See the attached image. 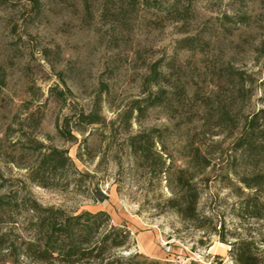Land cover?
Returning <instances> with one entry per match:
<instances>
[{"label": "rangeland", "instance_id": "obj_1", "mask_svg": "<svg viewBox=\"0 0 264 264\" xmlns=\"http://www.w3.org/2000/svg\"><path fill=\"white\" fill-rule=\"evenodd\" d=\"M92 1L95 17L88 23L81 0H41L38 13L27 0H0L2 191L20 187L43 205L70 213L108 211L114 224L132 231L129 247L117 252L126 256L138 252L148 261L236 264L231 245L213 230L223 225L226 241L252 235L264 264V223L249 216L264 197L241 181L256 169L255 158L235 150L238 131L198 120L205 97L218 109L216 94L229 108L234 105L238 119L264 107V0H183L190 4L188 27L205 39L195 50L177 48L186 34L170 20L155 26L147 18L133 19L132 31L118 34L116 26L100 19L99 0ZM160 59L172 77H182L188 97L185 105L148 107L139 115L136 101L147 96L146 63ZM229 63L245 72L242 97L225 76L222 88L218 83ZM97 101L101 121L82 123L81 111L90 112ZM60 128L78 129V138L67 139ZM150 133L155 145L145 160L133 153L130 137ZM41 143L42 151L66 149L73 160L51 174L47 187L30 179L40 158L33 147ZM197 148L210 164L202 171L190 164L186 175L199 192L203 228L170 203L179 169L188 167ZM22 217L25 223L27 213ZM5 251L0 264H10ZM142 261L137 256L133 263Z\"/></svg>", "mask_w": 264, "mask_h": 264}, {"label": "trees", "instance_id": "obj_2", "mask_svg": "<svg viewBox=\"0 0 264 264\" xmlns=\"http://www.w3.org/2000/svg\"><path fill=\"white\" fill-rule=\"evenodd\" d=\"M27 1L38 13L41 0ZM94 2L81 0L84 5L83 19L88 23L95 17L92 7ZM99 5H101L100 19L111 22L116 26L113 29H118V34L121 35L132 31L133 19L147 18L149 24L154 23L155 26L164 24L165 20L177 23L179 32L186 34L177 40L178 49L195 50L198 48L197 45L205 40L201 36V31L192 33L188 27L190 4L183 0H99ZM165 67L166 64H163L161 59L146 63L147 71L143 76V87L147 96L142 101L147 103L144 107L141 105L142 101H136L135 108L139 111V115L144 114L148 107L165 106L170 109L185 105L183 100L188 97L185 82L180 76L172 77ZM223 70L227 72L218 75L219 85L225 76V83H230L234 88L239 89L238 96L242 97V88H245L246 81L243 75L245 72L238 70L231 63ZM169 87L175 90H170ZM198 96V92H195L194 98L197 99ZM215 97L219 103L218 109L215 110L214 104L209 102V97H205L201 102L204 113L198 120L202 121V125L210 128L229 129L231 133L239 132L234 148L243 155L253 156L255 158L253 166L256 168L251 174L242 175L241 181L247 188H256L257 197L259 194L264 197V107L244 114L238 119V111L237 113L233 111L234 105L229 108V103L221 99L220 95L216 94ZM79 118L84 124L99 123L101 121L99 101L90 112L86 113L82 110ZM76 132L79 130L60 128V133L72 141L78 138ZM151 132H160V130L152 129ZM154 137L151 133L132 135L130 145L133 153L149 160L152 146L155 145ZM33 148L40 150V158L31 169L30 179L44 187L52 184L51 174L65 168L69 161L71 166L73 165L72 157L66 149L48 147L46 151H42V148H45L43 143L40 147ZM190 164L202 171L210 161L202 156L200 148H197L188 167L179 169L177 190L174 191L175 195L170 199V203L186 219L200 221L198 227L203 228L205 226L201 222L203 219L201 220L197 214L199 192L192 184L191 178L186 175L190 170ZM5 181L0 169V253L7 250L5 255L11 258L10 264H134L137 256H142L144 261L135 264H173L174 262L159 258L148 261L147 256L138 252L130 256L117 253L121 248L129 247L132 231L127 225L114 224L111 214L106 210L70 213L62 207L43 205L29 193H23V188L20 187L2 191ZM23 213H27L28 220L25 218V223L22 221ZM249 216L264 223V200L260 204L258 201L254 202ZM21 224L27 225L21 229ZM224 228L221 225L220 229L214 227L213 230L221 241L231 245L229 252L236 264H262L255 252L253 246L255 239L252 235L235 234L233 237L236 240L230 242L226 241ZM21 230L26 233H21Z\"/></svg>", "mask_w": 264, "mask_h": 264}]
</instances>
